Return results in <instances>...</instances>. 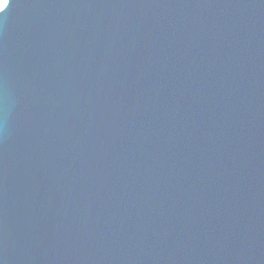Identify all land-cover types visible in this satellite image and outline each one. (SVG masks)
Listing matches in <instances>:
<instances>
[{
	"label": "water",
	"instance_id": "obj_1",
	"mask_svg": "<svg viewBox=\"0 0 264 264\" xmlns=\"http://www.w3.org/2000/svg\"><path fill=\"white\" fill-rule=\"evenodd\" d=\"M0 264H264V0H8Z\"/></svg>",
	"mask_w": 264,
	"mask_h": 264
},
{
	"label": "snow or ice",
	"instance_id": "obj_2",
	"mask_svg": "<svg viewBox=\"0 0 264 264\" xmlns=\"http://www.w3.org/2000/svg\"><path fill=\"white\" fill-rule=\"evenodd\" d=\"M8 6V0H4V2L0 4V13L5 12Z\"/></svg>",
	"mask_w": 264,
	"mask_h": 264
},
{
	"label": "rangeland",
	"instance_id": "obj_3",
	"mask_svg": "<svg viewBox=\"0 0 264 264\" xmlns=\"http://www.w3.org/2000/svg\"><path fill=\"white\" fill-rule=\"evenodd\" d=\"M4 2V0H0V4H2Z\"/></svg>",
	"mask_w": 264,
	"mask_h": 264
}]
</instances>
